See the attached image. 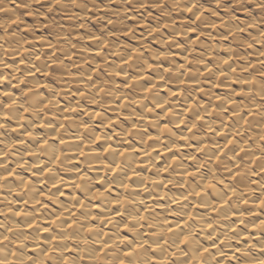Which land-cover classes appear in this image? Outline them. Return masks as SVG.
I'll use <instances>...</instances> for the list:
<instances>
[{
  "label": "clouds",
  "instance_id": "obj_1",
  "mask_svg": "<svg viewBox=\"0 0 264 264\" xmlns=\"http://www.w3.org/2000/svg\"><path fill=\"white\" fill-rule=\"evenodd\" d=\"M0 264H264V0H0Z\"/></svg>",
  "mask_w": 264,
  "mask_h": 264
},
{
  "label": "bare ground",
  "instance_id": "obj_2",
  "mask_svg": "<svg viewBox=\"0 0 264 264\" xmlns=\"http://www.w3.org/2000/svg\"><path fill=\"white\" fill-rule=\"evenodd\" d=\"M93 23H95V21H93ZM195 34H193V36H194ZM66 191H69L68 189H66Z\"/></svg>",
  "mask_w": 264,
  "mask_h": 264
}]
</instances>
